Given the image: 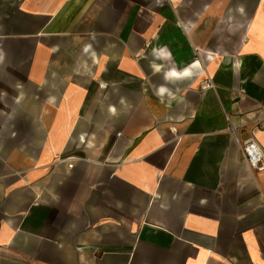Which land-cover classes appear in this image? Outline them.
Here are the masks:
<instances>
[{
  "label": "crops",
  "instance_id": "obj_1",
  "mask_svg": "<svg viewBox=\"0 0 264 264\" xmlns=\"http://www.w3.org/2000/svg\"><path fill=\"white\" fill-rule=\"evenodd\" d=\"M262 106L264 0H0V264H264Z\"/></svg>",
  "mask_w": 264,
  "mask_h": 264
},
{
  "label": "built area",
  "instance_id": "obj_2",
  "mask_svg": "<svg viewBox=\"0 0 264 264\" xmlns=\"http://www.w3.org/2000/svg\"><path fill=\"white\" fill-rule=\"evenodd\" d=\"M210 86L207 84L205 87ZM261 114L260 117H257L255 120V124L257 127L264 126V106L259 109ZM227 120L230 122L228 129L232 132H236L241 125H234L231 124L230 117L227 116ZM239 141V138H237ZM243 154L248 159L250 165L255 168L256 170H263L264 169V148L252 138L246 139L243 141ZM72 163H69V166L72 167Z\"/></svg>",
  "mask_w": 264,
  "mask_h": 264
}]
</instances>
